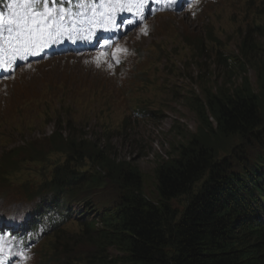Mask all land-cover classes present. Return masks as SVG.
<instances>
[{
	"label": "rangeland",
	"instance_id": "obj_1",
	"mask_svg": "<svg viewBox=\"0 0 264 264\" xmlns=\"http://www.w3.org/2000/svg\"><path fill=\"white\" fill-rule=\"evenodd\" d=\"M137 9L136 28L106 54L29 60L0 76V154L32 139L45 145L58 113L63 119L70 115L80 130L73 135L85 123L86 144L98 145L115 164L137 167L149 198L157 166L176 159L191 141L214 145L217 158H231L232 169L264 155V141L218 134L207 107L209 98L231 94L246 79L264 117V0H158L157 10L150 3ZM243 42L251 47L246 56ZM232 142L238 157L229 153ZM23 178L0 184V214L30 208L16 191ZM113 200L108 187L85 192L69 205L71 221L18 252V264H87L118 256L98 251L82 226ZM173 204L180 208L182 201Z\"/></svg>",
	"mask_w": 264,
	"mask_h": 264
},
{
	"label": "trees",
	"instance_id": "obj_2",
	"mask_svg": "<svg viewBox=\"0 0 264 264\" xmlns=\"http://www.w3.org/2000/svg\"><path fill=\"white\" fill-rule=\"evenodd\" d=\"M250 50L241 44L242 55ZM253 93L244 79L231 94L208 99L218 134L264 141V117ZM58 117L45 145L32 139L1 155L0 183L24 176L16 191L39 218L79 201L85 192L108 187L114 204L82 226L98 251L119 255L87 264H264V155L232 169L231 158H217L214 145L191 141L176 159L157 166L149 198L137 167L115 164L98 145L86 144L85 123L82 133L73 135L80 131L74 118ZM238 150L232 142L229 153ZM179 200L180 208L173 204Z\"/></svg>",
	"mask_w": 264,
	"mask_h": 264
},
{
	"label": "snow or ice",
	"instance_id": "obj_3",
	"mask_svg": "<svg viewBox=\"0 0 264 264\" xmlns=\"http://www.w3.org/2000/svg\"><path fill=\"white\" fill-rule=\"evenodd\" d=\"M148 2L149 0H138L140 7L147 5ZM56 3L58 0H22L24 11L18 15L14 14L15 18L12 20L14 26L8 28L7 40L3 38L2 26H0V71H13L17 57L24 58L27 54H38L33 51L34 48L42 47L47 39H52L53 31L60 34L59 30L64 27L63 21L67 19V15L63 7H50V4ZM84 3H95V0H84ZM128 23L132 24L134 21L129 20ZM0 241H3V237H0Z\"/></svg>",
	"mask_w": 264,
	"mask_h": 264
},
{
	"label": "bare ground",
	"instance_id": "obj_4",
	"mask_svg": "<svg viewBox=\"0 0 264 264\" xmlns=\"http://www.w3.org/2000/svg\"><path fill=\"white\" fill-rule=\"evenodd\" d=\"M29 222H33V220L30 219Z\"/></svg>",
	"mask_w": 264,
	"mask_h": 264
}]
</instances>
